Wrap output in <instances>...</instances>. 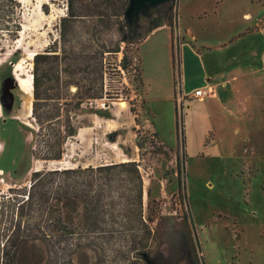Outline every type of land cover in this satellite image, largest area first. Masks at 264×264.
Wrapping results in <instances>:
<instances>
[{
	"label": "rangeland",
	"instance_id": "1",
	"mask_svg": "<svg viewBox=\"0 0 264 264\" xmlns=\"http://www.w3.org/2000/svg\"><path fill=\"white\" fill-rule=\"evenodd\" d=\"M20 1L22 32L0 46V209L5 211L0 245L18 237L10 213L13 198L30 189L37 170L135 160L143 176V199L141 217L134 183L114 179L102 196L114 201L93 219L99 223L95 231L86 227L82 196L54 201L77 234L46 227L54 240L44 243L35 239L40 233L30 235L22 225L20 240L25 242L17 264H264V34L250 32L219 46L256 21L261 7L226 0L229 19L218 26L210 17L202 30L188 13L212 10L216 1L187 0L184 23L196 31L198 43L211 48H195L179 18L175 32L184 46L174 69L171 28L164 24L147 30L159 6L139 9L129 21V41L110 56L106 91L118 97L84 103L77 117L79 135L67 141L60 160H44L35 155L42 147L32 116L35 65L29 56L45 52L58 38L68 0ZM247 10L253 12L249 19L242 15ZM123 33L121 24L113 27V46ZM82 34L79 27L77 35ZM18 63L21 69L15 71ZM59 65L57 59L41 65L42 90L68 92L65 81L59 85ZM19 73L33 77L31 109ZM198 89L209 96L197 98ZM75 178L87 188V182H94L93 197L100 192L96 184L106 182L90 173ZM146 238L149 253L141 248ZM57 247L66 249L55 253Z\"/></svg>",
	"mask_w": 264,
	"mask_h": 264
},
{
	"label": "trees",
	"instance_id": "2",
	"mask_svg": "<svg viewBox=\"0 0 264 264\" xmlns=\"http://www.w3.org/2000/svg\"><path fill=\"white\" fill-rule=\"evenodd\" d=\"M179 1L170 0L158 7L156 15L148 19V31H152L164 24L171 28V47L173 55V69L182 60V46L176 36L175 28L179 23ZM130 0H68L67 12L60 20L58 38L54 39L47 50L34 56V100L32 104V116L38 125V137L42 150L35 153L36 157L44 160H60L65 153L67 141L78 134L80 128L77 125L78 111L84 103L108 97L116 99L118 96H110L106 91V81L111 67L110 56L121 51V44L128 42L131 35V25L126 16ZM81 22V26L77 24ZM116 24H121L124 29L123 36L115 42L109 38V34ZM22 4L20 0H0V46L5 40L13 41L19 37L22 31ZM83 29V34L77 35L78 28ZM79 41H78V40ZM52 59L60 60L58 68V82L65 81L68 92L62 94L58 87L51 93L42 90L43 82L41 74L44 68L41 65ZM42 69V73H41ZM76 85V90L71 91L70 86ZM103 114L104 111L101 110ZM179 135V120L177 121ZM181 135V133H180ZM182 147L185 149V135L182 131ZM113 141L115 139L110 136ZM186 155V152H185ZM90 173L96 179H105L99 187L98 197L90 196L94 182H78L77 174ZM116 178L130 179L134 183L137 207L142 217L143 176L139 164L135 160L104 163L98 166L83 168L41 169L32 174L30 189L19 193L10 210L12 220L18 226V237L11 236L0 245V252L4 256V264H17V256L20 255L24 240H20L21 226L26 225V231L30 235L34 231L41 236L35 239L44 243L52 242L47 236V228L56 233L77 234V227L69 226L63 220L62 211L54 201L70 197H83V206L86 217V227L90 231L99 228L98 222L93 219L99 216L101 208L113 203V199L103 200L102 196L110 182ZM5 211L0 209V217ZM150 233V231H149ZM50 238V239H49ZM55 238V237H54ZM148 238L141 242V248L148 252ZM198 240V239H197ZM199 246L201 245L198 240ZM201 247V246H200ZM66 248L57 247L54 252H64ZM15 262V263H14Z\"/></svg>",
	"mask_w": 264,
	"mask_h": 264
},
{
	"label": "crops",
	"instance_id": "3",
	"mask_svg": "<svg viewBox=\"0 0 264 264\" xmlns=\"http://www.w3.org/2000/svg\"><path fill=\"white\" fill-rule=\"evenodd\" d=\"M187 0H183L182 4H181V15H180V25L182 26V28H184L187 30V34L189 35L188 38H192L193 39V43L195 48H203V49H210L211 47L209 45H207L204 42H197L198 40L196 39V31L191 28L190 26H186V24L184 23V15H183V6L184 3ZM216 3H214V7L212 10H193L190 11V13H188V16L190 17V21H192L193 24L195 23H200L201 24V29L205 30V26L203 25L208 18L213 17L215 19V22L218 26H220L221 24H225V22L227 21V19H229L228 15V11L225 10V5H226V0H215ZM249 4L253 7H261V10L259 12L258 18L256 21H252L250 22V24H247V26H245V30L244 31H238L236 33H232L230 34L225 40L220 41L219 46H224L226 44H228L229 42L234 41L236 38L240 37V36H244L250 32V34H254V32H262L264 34V0H249ZM235 10H237V7L234 8ZM242 15L246 18H251V16L253 15V12L251 10H247V11H243ZM201 21V22H200ZM161 27V26H160ZM158 27V28H160ZM198 43V44H197ZM184 46V45H182ZM182 56H183V48H182ZM80 133V128L78 130V134Z\"/></svg>",
	"mask_w": 264,
	"mask_h": 264
},
{
	"label": "bare ground",
	"instance_id": "4",
	"mask_svg": "<svg viewBox=\"0 0 264 264\" xmlns=\"http://www.w3.org/2000/svg\"><path fill=\"white\" fill-rule=\"evenodd\" d=\"M137 4V0H133L132 2V7H131V14H133V10H135ZM156 7L155 1L152 3H149L147 8L148 9H154ZM22 32V31H21ZM36 55V52H32L29 56V58H33ZM21 69V64L18 63V65L15 68V71H19ZM32 75L26 74L25 76L21 75L20 73L17 74V79L19 82V85L21 89L27 94L25 96V105L31 109V104H32V90H33V79ZM1 108V105H0Z\"/></svg>",
	"mask_w": 264,
	"mask_h": 264
},
{
	"label": "water",
	"instance_id": "5",
	"mask_svg": "<svg viewBox=\"0 0 264 264\" xmlns=\"http://www.w3.org/2000/svg\"><path fill=\"white\" fill-rule=\"evenodd\" d=\"M153 1H155V4H156V7L155 8H157L160 4L165 3L167 1H170V0H137V4H136V7H135V10H133V14H131V7H132L133 0H130L129 7H128L127 11H126L127 19L129 21L132 20V19H134L135 16H136L137 11L139 9H142V8H145L146 7V10H147L148 9L147 8L148 4L149 3H152ZM58 169H60V167Z\"/></svg>",
	"mask_w": 264,
	"mask_h": 264
},
{
	"label": "built area",
	"instance_id": "6",
	"mask_svg": "<svg viewBox=\"0 0 264 264\" xmlns=\"http://www.w3.org/2000/svg\"><path fill=\"white\" fill-rule=\"evenodd\" d=\"M210 93H212V92H210ZM195 96H196L197 98H201V99H203V98L209 96V93H208L207 90L198 89V90H196V92H195ZM210 96H212V95H210Z\"/></svg>",
	"mask_w": 264,
	"mask_h": 264
}]
</instances>
